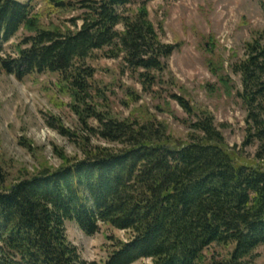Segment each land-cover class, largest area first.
Here are the masks:
<instances>
[{"label":"trees","instance_id":"trees-1","mask_svg":"<svg viewBox=\"0 0 264 264\" xmlns=\"http://www.w3.org/2000/svg\"><path fill=\"white\" fill-rule=\"evenodd\" d=\"M33 1L0 0V54L22 28L33 33L16 57H0L2 68L20 80L60 73L64 88L85 104L78 112L87 116L86 129L114 146H94L84 137L83 158L63 155L59 168L45 167L10 185L0 166V264H101L82 257L69 239V220L87 235L101 224L130 233L103 264H252L264 245L263 40L248 42L246 57L232 65L247 109L244 145L257 144L255 162L248 164L229 149L213 113H198L184 96L172 95L196 118L186 141L155 117L121 119L87 103L95 81L87 59L97 50L122 56L146 90L168 70L179 45L162 40L146 3L130 13L131 0H82V24L62 30L42 27ZM261 5L264 11V0ZM213 244L233 248L226 258L208 259L205 251Z\"/></svg>","mask_w":264,"mask_h":264},{"label":"rangeland","instance_id":"rangeland-1","mask_svg":"<svg viewBox=\"0 0 264 264\" xmlns=\"http://www.w3.org/2000/svg\"><path fill=\"white\" fill-rule=\"evenodd\" d=\"M63 1L65 5L61 6L54 0L32 2L42 27H80L82 0ZM261 1L131 0L130 13L146 3L162 40L179 47L168 59V70L160 76L161 81L151 90L143 87L138 73L126 66L122 56L111 58L106 50L95 51L87 59V65L95 71L87 103L121 119L131 115L140 119L155 117L167 124L171 135L186 141L191 133L190 122L196 118L190 117L172 95L184 96L198 113L212 112L229 149L237 153L240 161L252 164L257 144L244 145L247 109L238 96L241 75L233 71L232 65L246 57V45L252 39L264 42ZM32 34L22 28L5 44L0 57H16L24 39ZM65 86L60 73L49 71L35 72L20 80L2 68L0 58V166L6 173L7 185L45 167L59 168L63 155L83 158L84 137L88 136L94 146H114L86 129L83 121L87 116L78 112L85 104L76 101ZM130 92L137 95V100L130 99ZM88 123L93 128L99 126L95 118ZM61 127L76 136L62 134ZM66 228L82 257L101 264L118 241L130 237L129 232L109 224H101L94 235L83 232L76 221H67ZM232 248L213 244L205 254L208 259L226 258ZM142 262L150 261L135 264ZM252 264H264V245L256 250Z\"/></svg>","mask_w":264,"mask_h":264}]
</instances>
